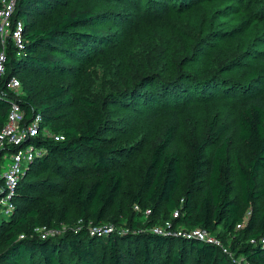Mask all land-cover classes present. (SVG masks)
<instances>
[{"label": "trees", "instance_id": "16d2710c", "mask_svg": "<svg viewBox=\"0 0 264 264\" xmlns=\"http://www.w3.org/2000/svg\"><path fill=\"white\" fill-rule=\"evenodd\" d=\"M130 1L139 9L143 0ZM194 1L149 0L147 6L163 14L174 9L183 13L194 7ZM64 4V0H17L13 15L24 23L27 43L17 54L8 39L4 77L17 76L21 86L25 84V91L16 95L1 85L0 129L8 119L11 102L17 100L24 111L23 124L40 115L39 134L25 138L39 151L18 181L14 214L0 221V263L62 264L66 247L79 264H264V208L252 209L246 221L242 213L243 205L251 206L264 195V188L258 185V175L264 169V95H246L238 111V136L247 149L244 164L235 159L240 203L232 196L231 137L206 151L210 140L225 131L224 124L215 129L212 123L211 136L190 140L181 155L170 150L180 129L178 115H172L160 138L150 146L142 171L128 178L121 158L128 159L136 146L121 145L105 134L110 119L102 102L79 97L82 117L74 121L65 108L76 101L64 83L54 81L38 89L30 84L61 71V60L54 54L81 57L101 40V32L92 27L98 14L89 10L73 12ZM147 55L146 59H158V54ZM157 75H142L133 88ZM250 75L256 81L262 73L251 71ZM125 92L127 89L112 91L109 96L113 99ZM44 127L64 134V138L44 136ZM86 170L90 173L88 180L81 176ZM41 172L48 175L39 177ZM49 194H59L65 200L56 203ZM121 198L139 204L141 211L152 209L156 218L146 226L163 222L166 217L186 229L206 228L224 241L231 256L213 242L151 231L124 235L112 231L98 237L82 229L56 240L50 235L43 238L36 230L41 226L60 229L68 220L71 206L84 223L92 220L100 224ZM175 210L180 214L173 218ZM228 237L231 239H223ZM174 244L176 251L171 252Z\"/></svg>", "mask_w": 264, "mask_h": 264}, {"label": "rangeland", "instance_id": "374dc122", "mask_svg": "<svg viewBox=\"0 0 264 264\" xmlns=\"http://www.w3.org/2000/svg\"><path fill=\"white\" fill-rule=\"evenodd\" d=\"M64 1V7L73 12L89 10L99 15L92 27L101 32V40L95 41L92 51L81 57L54 54L61 60V71L30 84L38 89L54 81L64 83L76 101L65 108L74 121L82 117L79 97L102 102L110 119L105 134L121 145L136 146L128 159L121 158L128 178L142 171L150 146L160 138L172 115H178L180 129L170 150L181 155L190 140L211 136L212 123L215 129L224 124L225 131L210 140L206 151L231 137L232 196L240 203L235 159L244 164L247 149L238 136V111L246 95H264V0H195L194 7L186 12L174 9L165 14L147 6L149 0H143L139 9L130 0ZM154 53L158 54L157 60L146 59L147 54ZM251 71L261 72L262 76L253 81ZM151 72L158 75L133 88L136 79ZM24 86L14 93H24ZM124 89L127 92L110 98V92ZM8 160L9 155L3 153L1 169ZM47 175L41 172L39 177ZM81 176L90 179L88 170ZM258 185L264 188V169L258 175ZM49 198L56 203L65 200L59 194H49ZM134 205L121 198L99 226L121 235L149 231L146 222L156 217L146 214V210L136 211ZM263 208L264 195L251 206L243 205L245 221L252 209ZM70 209L67 222L60 229H52L50 237L60 240L82 229L90 232L93 221L84 223L74 207ZM3 218L6 219L0 215V221ZM166 220L164 217L163 222L154 224L163 225ZM176 246L171 252L176 251ZM62 264H79L66 247Z\"/></svg>", "mask_w": 264, "mask_h": 264}, {"label": "built area", "instance_id": "2783aa9c", "mask_svg": "<svg viewBox=\"0 0 264 264\" xmlns=\"http://www.w3.org/2000/svg\"><path fill=\"white\" fill-rule=\"evenodd\" d=\"M17 0H2L0 6V42L2 49L0 50V87L2 84L16 92L21 87V80L17 76H11L5 79L6 73V44L10 38L17 51V54L25 49L27 40L24 35V23L21 20H15L13 15L16 8ZM18 95V93H17ZM39 121L40 115L38 114L35 119L30 123L23 124L24 111L17 100L11 102L8 119L0 129V156L1 151L9 155V160L1 169L0 163V215L5 216L6 219L10 218L16 207L15 191L18 181L22 174L25 173L26 167L29 162L35 158L38 149L34 145L25 142L27 136H35L39 134ZM44 136L52 137L56 140L64 138V134L55 133L48 127L43 128ZM135 210L141 211L139 204H135ZM152 212L151 208L146 209L145 213ZM179 210L172 213L173 218L179 216ZM5 219V218H3ZM2 219V220H3ZM94 224V223H93ZM242 224H238L241 227ZM149 231L157 234L174 236H183L187 238H195L198 240H206L217 244L225 253H230L224 241L212 234L209 230L203 227H195L186 229L181 225H175L172 219H168L163 225L152 224L148 226ZM40 236L45 238L53 231L46 226H41L36 229ZM108 227H101L99 224H94L90 228V235H102L110 233ZM23 235H21L22 237ZM264 241V237L261 238ZM251 242H255L252 238Z\"/></svg>", "mask_w": 264, "mask_h": 264}]
</instances>
